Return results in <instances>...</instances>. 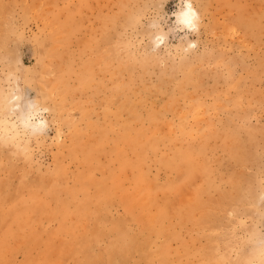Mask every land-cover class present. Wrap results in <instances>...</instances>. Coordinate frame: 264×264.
Wrapping results in <instances>:
<instances>
[{"label":"rangeland","instance_id":"374dc122","mask_svg":"<svg viewBox=\"0 0 264 264\" xmlns=\"http://www.w3.org/2000/svg\"><path fill=\"white\" fill-rule=\"evenodd\" d=\"M193 6L0 0V264H264V0Z\"/></svg>","mask_w":264,"mask_h":264},{"label":"clouds","instance_id":"9594fccd","mask_svg":"<svg viewBox=\"0 0 264 264\" xmlns=\"http://www.w3.org/2000/svg\"><path fill=\"white\" fill-rule=\"evenodd\" d=\"M177 11L172 13L175 17L174 21L178 25L179 33H183L188 39V44L184 48L187 54L193 51L196 47V41L187 36V33L195 35L199 31L200 16L193 6V0H177ZM154 25H150L153 27ZM168 40V35L156 33L152 39V50L158 51ZM13 100H20V96H13ZM49 112L47 107L39 106L38 104L29 103L28 114L24 120L21 121L25 133L30 137H37L41 134H46L49 129L48 120L45 114Z\"/></svg>","mask_w":264,"mask_h":264},{"label":"bare ground","instance_id":"6f19581e","mask_svg":"<svg viewBox=\"0 0 264 264\" xmlns=\"http://www.w3.org/2000/svg\"><path fill=\"white\" fill-rule=\"evenodd\" d=\"M244 16L245 17H249V16L243 14L240 17V20L244 19ZM248 22H250L249 24H251L252 23V20L251 21H248ZM190 195H188L189 198L191 197ZM188 197H186V198H188ZM185 200H187V199H185ZM191 203H193V202H191ZM22 213H23L22 210H20L16 205H12L10 207V211L7 214H1L0 213V218H1L2 221H6L9 218H12V219L22 218Z\"/></svg>","mask_w":264,"mask_h":264}]
</instances>
